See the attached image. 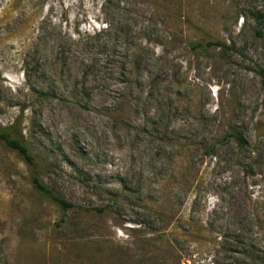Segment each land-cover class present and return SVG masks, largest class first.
<instances>
[{
    "label": "rangeland",
    "instance_id": "374dc122",
    "mask_svg": "<svg viewBox=\"0 0 264 264\" xmlns=\"http://www.w3.org/2000/svg\"><path fill=\"white\" fill-rule=\"evenodd\" d=\"M261 16L264 0H0V128L38 161L0 138V264H264Z\"/></svg>",
    "mask_w": 264,
    "mask_h": 264
},
{
    "label": "trees",
    "instance_id": "16d2710c",
    "mask_svg": "<svg viewBox=\"0 0 264 264\" xmlns=\"http://www.w3.org/2000/svg\"><path fill=\"white\" fill-rule=\"evenodd\" d=\"M264 16L258 17L259 21L262 20ZM263 28L258 30V33H262ZM191 47L195 51L207 52L210 49H220L221 51H225L230 49L227 46L226 42L223 41H194L190 43ZM259 75L264 79V66H258L257 69ZM235 143L240 147L244 148L247 145V141L243 136L242 131H234ZM0 138L5 141L7 146L16 151L31 167H36L38 164L37 158L34 155L30 145L25 140L24 137H15L5 130L0 128ZM33 184L34 186L41 192L42 195L47 196L55 203H57L64 210L73 208V204L67 202L65 199L61 198L57 194H55L43 181L39 179L38 176H33Z\"/></svg>",
    "mask_w": 264,
    "mask_h": 264
}]
</instances>
